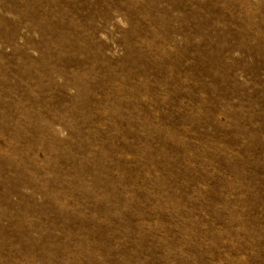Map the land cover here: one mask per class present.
Listing matches in <instances>:
<instances>
[{
  "label": "rangeland",
  "instance_id": "1",
  "mask_svg": "<svg viewBox=\"0 0 264 264\" xmlns=\"http://www.w3.org/2000/svg\"><path fill=\"white\" fill-rule=\"evenodd\" d=\"M0 264H264V0H0Z\"/></svg>",
  "mask_w": 264,
  "mask_h": 264
}]
</instances>
